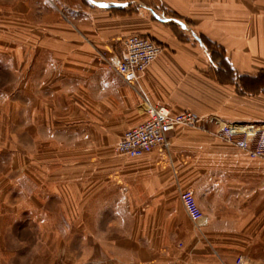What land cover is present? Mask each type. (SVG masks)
<instances>
[{"label":"crops","instance_id":"obj_1","mask_svg":"<svg viewBox=\"0 0 264 264\" xmlns=\"http://www.w3.org/2000/svg\"><path fill=\"white\" fill-rule=\"evenodd\" d=\"M13 1L3 6L8 12L56 20L46 27L56 36L34 45L40 74L44 80L49 67L48 79L59 82L51 90L81 99V142L111 147L83 155V192L96 191L106 225L123 227L131 264H235L238 257L264 264V161L216 134L222 124L264 132V91L238 82L264 70V0ZM130 34L161 47L137 87L102 59L119 55ZM141 97L172 114L215 121L173 129L166 152L118 156L122 133L145 119ZM47 112L50 128L61 127ZM65 129L74 144L79 129ZM182 190L193 193L202 213L196 224L182 207Z\"/></svg>","mask_w":264,"mask_h":264},{"label":"rangeland","instance_id":"obj_2","mask_svg":"<svg viewBox=\"0 0 264 264\" xmlns=\"http://www.w3.org/2000/svg\"><path fill=\"white\" fill-rule=\"evenodd\" d=\"M5 2L0 0V264L134 263L123 227L106 225L96 191L83 192V155L108 154L111 147L81 142V99L51 90L59 82L48 79L49 67L44 80L40 74L34 45L56 36L46 29L56 20L45 22L33 11L18 16L3 7L15 1ZM45 110L61 127L50 128ZM67 125L79 129L74 144Z\"/></svg>","mask_w":264,"mask_h":264},{"label":"built area","instance_id":"obj_3","mask_svg":"<svg viewBox=\"0 0 264 264\" xmlns=\"http://www.w3.org/2000/svg\"><path fill=\"white\" fill-rule=\"evenodd\" d=\"M161 52L160 46L148 37L130 34L120 41V54L102 56L105 65L115 71L127 85L139 86L138 81L147 67ZM140 107L145 119L134 127L125 130L115 144L113 151L125 158H138L153 150L168 151V134L175 128H196L204 120L215 121L214 118L201 117L192 112L172 114L167 109L156 107L145 97L140 99ZM241 125L222 124L217 136L244 151L251 159L264 161V132H250ZM182 207L192 224L202 217L193 193L182 190L179 193ZM238 257L235 264H242ZM195 264V263H190Z\"/></svg>","mask_w":264,"mask_h":264},{"label":"trees","instance_id":"obj_4","mask_svg":"<svg viewBox=\"0 0 264 264\" xmlns=\"http://www.w3.org/2000/svg\"><path fill=\"white\" fill-rule=\"evenodd\" d=\"M240 86L246 87L251 92L264 91V70L254 77H241L238 80Z\"/></svg>","mask_w":264,"mask_h":264}]
</instances>
